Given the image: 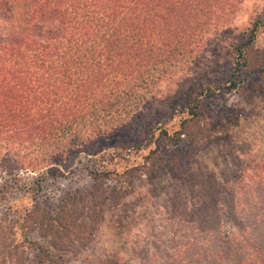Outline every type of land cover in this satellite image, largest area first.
Masks as SVG:
<instances>
[{
	"label": "trees",
	"instance_id": "obj_1",
	"mask_svg": "<svg viewBox=\"0 0 264 264\" xmlns=\"http://www.w3.org/2000/svg\"><path fill=\"white\" fill-rule=\"evenodd\" d=\"M223 1L0 0L1 174L10 175L20 166L38 170L58 157L84 156L93 162L86 169L89 189L65 193L53 213L34 203L20 216L0 219V264H57L60 254L89 239L100 191L116 201L141 175L158 176L163 159L156 148L147 152L142 165H125L120 173L99 164L114 158L126 161L127 150H140V145L124 146L117 134L129 129L130 119L157 84L181 69L189 49L186 35L198 38L194 32L199 24L180 19L211 17ZM252 26L248 39L234 48L233 74L240 67L264 69V57L252 49L264 21ZM250 51L258 56L246 61ZM197 107L188 111L178 135L208 144L213 138L199 127L203 115ZM111 139L116 142L108 150L99 146ZM253 169L243 168L240 179H257L253 184L264 189V164ZM31 185L39 186L35 179ZM3 196L0 193V203ZM261 197L249 201L258 210L254 215L240 209L244 203L236 204L233 195L229 211L217 197L212 208L205 206L211 213L201 215L207 224L197 234L201 245L176 244L172 253L167 249L165 255L152 254L153 260L145 264H264ZM14 224L20 234L17 241ZM30 233L42 241L30 240ZM153 245L158 251V244ZM168 257L173 260L168 262Z\"/></svg>",
	"mask_w": 264,
	"mask_h": 264
},
{
	"label": "rangeland",
	"instance_id": "obj_2",
	"mask_svg": "<svg viewBox=\"0 0 264 264\" xmlns=\"http://www.w3.org/2000/svg\"><path fill=\"white\" fill-rule=\"evenodd\" d=\"M211 15L180 19L192 26L199 24L194 32L198 38L186 35L189 49L179 63L181 69L157 84L138 115L130 119L129 129L117 134L124 146L140 145V150L126 149L130 151L126 161L114 158L99 164L120 173L125 165H142L147 152L156 148L163 159L158 176L141 175L116 201L100 191L98 217L89 239L60 254L57 264H145L153 260L152 254L165 255L167 249L172 253L176 244L201 245L197 234L207 228L201 217L211 213L205 206L212 208L217 197L227 211L233 195L236 204L244 203L240 209L248 215L257 213L249 201L254 196L264 199L263 185L256 187L257 179L240 177L243 168L255 171L254 167L264 164V69L240 67L233 74L232 63L234 48L248 39L253 23L264 21V0H224ZM252 49L264 57V27L255 32ZM256 56L250 51L246 61ZM196 103V111L203 115L199 127L213 138L208 144L202 140L194 144L178 135ZM115 142L111 139L99 146L106 151ZM3 151L0 148L1 154ZM104 155L108 158V152ZM91 163L84 156L58 157L38 170L20 166L10 175L0 172V193H4L0 219L7 222L20 216L32 210L34 203L53 213L65 193L89 189L86 169ZM41 171L45 172L40 175ZM34 179L39 186L31 185ZM225 184L231 187L219 191ZM6 206L9 211L3 208ZM13 227L15 241L20 240L17 226ZM172 233L174 240L169 241ZM27 237L42 241L34 233Z\"/></svg>",
	"mask_w": 264,
	"mask_h": 264
}]
</instances>
